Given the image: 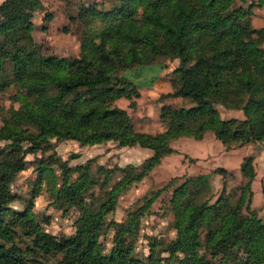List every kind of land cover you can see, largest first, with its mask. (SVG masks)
<instances>
[{
    "label": "trees",
    "instance_id": "16d2710c",
    "mask_svg": "<svg viewBox=\"0 0 264 264\" xmlns=\"http://www.w3.org/2000/svg\"><path fill=\"white\" fill-rule=\"evenodd\" d=\"M263 2L239 0L232 8L234 0H114L106 9L94 3L81 5L77 15L70 17L83 24L79 54L57 56L22 47L34 30L39 0H2L0 90L14 85L18 90L13 98L19 105L11 108L0 126V141H4L0 146V264H53L46 258L56 253L61 257L55 264H210L202 249L225 245L244 249V259L235 258L233 264H264V220L249 209L256 175L254 154L242 157L240 171L246 182L228 192L223 188L214 199L198 175L176 185L169 200L174 238L153 236L145 255L133 253L129 236L143 210L126 222H115L110 250L105 251L100 240L111 224L106 217L116 208L118 195L175 151L173 139H201L212 130L228 149L264 143V25L256 27L251 21L253 7ZM158 56L178 58L171 78L173 91L168 94L188 98L193 105L163 103L159 117L167 127L140 131L126 109L114 103L119 96L139 95L136 85L115 73L139 69L142 76L141 69L153 67ZM215 97L227 107L241 109L244 117H221ZM51 138L88 145L115 140L120 146L150 148L152 153L139 165L98 166L99 172H105L102 185L109 186L98 209H87L77 217L70 234L56 235L36 220L34 197L45 182L55 198L62 197L68 206L81 205L85 191L95 183L89 172L91 159L74 167L78 174L71 183L66 178L73 166L61 162V186L56 185L54 174L57 157L50 154L46 161L36 160L31 198L22 210L9 206L16 198L11 178L25 167L26 155L45 149ZM214 171L223 177L228 173L225 167ZM92 197L94 202L96 196ZM199 225L205 230L203 240L197 234ZM19 232L30 242L24 246L15 242ZM227 259L225 264H231Z\"/></svg>",
    "mask_w": 264,
    "mask_h": 264
},
{
    "label": "rangeland",
    "instance_id": "374dc122",
    "mask_svg": "<svg viewBox=\"0 0 264 264\" xmlns=\"http://www.w3.org/2000/svg\"><path fill=\"white\" fill-rule=\"evenodd\" d=\"M113 1L39 0L40 8L33 15L34 30L29 37H26L22 47L29 50L38 48L44 54L57 56L78 55L83 24L78 18L76 21H71L70 17L77 15L81 5L94 3L98 8L106 9L111 6ZM238 3L239 0H234L231 8ZM45 14H50L51 20L45 19ZM64 27L68 28L67 32L63 31ZM14 35V32L9 33L6 41L9 42ZM178 62V58L158 56L153 67L141 69L142 76L137 73L139 69H118L115 73L117 76L129 78L134 82L139 92V95L130 98L119 96L114 101L115 105L126 109L137 130L158 132L167 127V123L159 117V109L163 103L176 107L193 105L188 98L168 94L173 91L171 78ZM159 65H161V69L152 70ZM153 74L157 75L153 76ZM150 76L153 77L142 80L143 77ZM17 90L14 85L0 90V126L3 119L10 115L11 108H16L19 105V102L13 98ZM214 101L221 117H244L241 109L227 107L221 98L215 97ZM205 134L206 139L204 142L200 141L202 143H197L199 141L190 136L185 139L175 138L173 148L178 146L182 151L165 154L168 156L164 155L165 157L163 156L160 163L155 165L149 173L140 180L131 183L118 195L116 208L106 217L107 223L111 221V224L109 228L105 227L100 236V240L104 241L105 251L110 250L113 244L115 222H126L129 216H133L139 210H143V213H138L139 215L133 221L134 231L129 234L133 241L135 255L141 256L147 253V244L153 236H161L166 240L174 238L175 231L171 224L173 214L169 201L172 189L183 182L187 176L198 175L205 189L212 194L214 199L223 188L228 192L246 182V177L240 171V165L242 157L247 154H254L256 172L251 183L252 194L249 209L255 211L264 220V143L261 145V143L251 142L241 146L233 145L228 149L215 137L212 130H207ZM3 143L4 141H0V146ZM203 147L209 150L207 157L201 154ZM151 153L150 148L138 145L120 146L115 140L88 145L72 139L51 138L45 149L27 154L25 167L17 171L11 178L10 188L16 198L10 202L9 206L15 210H22L31 198L38 173L36 160L46 161L50 154L57 157L55 158L57 161L53 165L54 174H56V185L61 186L64 181V174H61V162L73 166V170L66 178L67 182L71 183L78 174L74 167L91 159L89 172L94 177L95 183L90 186L88 191H85L81 205L68 206L62 197L55 198L45 182H42L34 197L32 212L44 230L56 235L70 234L74 231L77 217L87 209L96 211L100 197L109 188V186L102 185L105 172H99L98 166L103 165L105 168H110L115 165H139ZM216 167H225L228 170L225 177L214 171ZM117 173L120 175V172L117 171ZM157 191L152 202L147 203ZM92 195L96 196L94 202ZM249 209H244V213L248 214ZM15 230L18 231L17 226ZM204 232V227L199 225L197 234L201 240H203ZM14 237V241L21 246L30 242V238L20 235V232L19 235L16 233ZM7 244L9 245L11 242L7 241ZM202 250L205 257L210 260V264H225L226 258L233 264L235 258L242 260L245 255L244 249L232 247L229 249L228 245L203 248ZM60 257V253H56L47 255L46 259L55 264Z\"/></svg>",
    "mask_w": 264,
    "mask_h": 264
},
{
    "label": "crops",
    "instance_id": "0c3cea01",
    "mask_svg": "<svg viewBox=\"0 0 264 264\" xmlns=\"http://www.w3.org/2000/svg\"><path fill=\"white\" fill-rule=\"evenodd\" d=\"M251 21H252V23H253V25L254 26H256V27H261V26H263L264 25V2L262 3V4H260V5H258V4H256L254 7H253V14L251 15ZM184 138L185 139V137H189V136H179L178 138ZM206 137V134L204 135V137L203 138H201V139H196V141H199V142H197V143H202V142H204L205 141V138ZM181 138V139H182ZM193 138V137H192ZM195 139V138H194ZM175 141V139H173L172 141H171V146L172 147H174L173 146V142ZM200 141H202V142H200ZM205 145V144H204ZM203 145V146H204ZM194 146V145H193ZM192 146V147H193ZM180 147H176V148H174V149H176L174 152L176 153V152H178V150H180V151H182L181 149H179ZM208 149L205 147H203V151H202V153L201 154H203V156H205V157H207L209 154H208ZM174 152H173V154H174ZM185 153H188V152H185ZM172 154V153H171ZM190 154V153H189ZM200 154V155H201ZM169 155V154H168ZM168 155H165V156H168ZM191 155H194V154H191ZM164 156V157H165Z\"/></svg>",
    "mask_w": 264,
    "mask_h": 264
}]
</instances>
